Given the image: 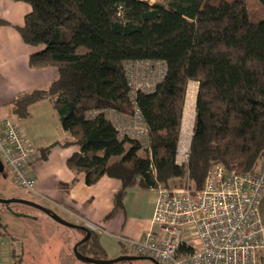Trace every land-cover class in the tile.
<instances>
[{"label": "trees", "instance_id": "trees-1", "mask_svg": "<svg viewBox=\"0 0 264 264\" xmlns=\"http://www.w3.org/2000/svg\"><path fill=\"white\" fill-rule=\"evenodd\" d=\"M14 1L31 7L16 28L23 42L42 47L29 67L58 71L45 88L14 99V113L24 118L31 103L48 98L70 137L63 145L79 149L69 167L84 173L86 184L102 176L121 182L105 219L124 208L125 192L135 186L156 190L188 177L201 189L218 165L253 173L264 159V0ZM141 61L165 70L151 91L128 86L129 64ZM190 81L197 83L190 157L178 167ZM134 108L145 143L121 136L111 118ZM98 234L78 251L108 259Z\"/></svg>", "mask_w": 264, "mask_h": 264}, {"label": "built area", "instance_id": "built-area-1", "mask_svg": "<svg viewBox=\"0 0 264 264\" xmlns=\"http://www.w3.org/2000/svg\"><path fill=\"white\" fill-rule=\"evenodd\" d=\"M137 71L144 76L142 81L137 80ZM164 71L161 63L131 62L126 72L128 86L151 91ZM184 112L185 108L174 154L178 167L189 161L193 134L194 119H185ZM114 123L121 136L145 143L146 129L139 109L134 108L131 116L117 115ZM33 159L18 124L0 119V162L13 183L27 194L37 191L36 180L28 170ZM205 178L201 189L191 187L188 177L180 187L159 186L147 230L138 239L115 236L125 251L157 264H260L258 254L264 250V223L259 211L264 196V159L253 173L238 174L218 165ZM77 220L75 224L89 232L102 233L100 225Z\"/></svg>", "mask_w": 264, "mask_h": 264}, {"label": "crops", "instance_id": "crops-1", "mask_svg": "<svg viewBox=\"0 0 264 264\" xmlns=\"http://www.w3.org/2000/svg\"><path fill=\"white\" fill-rule=\"evenodd\" d=\"M29 11L22 1L0 0V17L2 12L13 20L10 21L13 25H16L0 26V119L7 118L15 121L34 153V159L28 170L36 180L37 191L36 194H27L24 191V194L33 197L36 203L58 216L60 214L67 216L70 221H73L71 223H76L78 218H83L100 225L102 233L98 234L99 243L108 259H115L126 254L125 247L115 236L138 239L149 226L156 197L149 216L139 218L128 211V201H125L127 192L130 190L128 189L123 199L124 208L117 211L110 219H105L113 209L112 199L114 193L120 189L121 182L102 176L95 184H86L84 173L69 167L68 160L74 153H78L79 149L74 143L63 145L70 140V137L60 124L53 104L48 98L31 103L27 107L28 116L24 118H19L14 113V99L23 93L45 88L58 76V71L53 66L41 69L29 67L31 54L42 49L41 46L25 44L20 32L16 29L24 23V16ZM184 107V118L186 119V103ZM111 118L115 122L116 116L112 114ZM45 148H49L50 151L44 152ZM14 185L17 187L16 184ZM11 194L14 193L10 192ZM130 208L135 207L130 205ZM259 211L261 223H264V196L261 197ZM14 213L16 212H0V220L7 215L13 216L18 223L20 234L29 232L26 245L32 250V256L39 255L41 250L47 253L45 226L41 227L32 221L28 223L29 217L16 216ZM46 229H51V226L47 224ZM0 236H2L1 232ZM10 236L15 239L16 243L20 240L18 234ZM78 239L74 243L78 242ZM9 248H11L13 257L18 258L14 264H23L22 254L17 255L15 245L9 243ZM258 259L260 264H264V250L260 251ZM3 262L4 260L1 264Z\"/></svg>", "mask_w": 264, "mask_h": 264}, {"label": "rangeland", "instance_id": "rangeland-1", "mask_svg": "<svg viewBox=\"0 0 264 264\" xmlns=\"http://www.w3.org/2000/svg\"><path fill=\"white\" fill-rule=\"evenodd\" d=\"M144 1L156 2L158 0H144ZM22 3H24V5L28 8L29 11L31 7L29 8V5L25 2ZM0 19L4 21L3 24H1V26L13 25V23L10 22L13 20H10V18L2 12ZM156 67H154L153 69L156 70L157 69ZM153 69L152 71L154 72ZM136 74H137L136 76L137 80L142 81L144 79V76L142 75V73H140V71H137ZM153 77H155V73ZM190 88L192 89L196 88L197 91V83L190 81L187 90ZM181 185L182 183L180 182L179 183L173 182L171 186L180 187ZM171 186H169V188ZM24 191L25 190L21 187H15L11 176H9L6 170H4L3 173H0V199L22 198L26 200L29 199L32 201H36V199H34L33 197L29 195L26 196V194H24L25 193ZM10 192L11 193L13 192L14 194L10 195ZM127 194L128 195L125 201L126 202L128 201L127 202L129 206L128 211L131 212L133 216L136 217L138 216L139 218L149 216L150 212H152L154 205L153 200L157 196V192H155V190H153L152 188L142 189L138 186H135V188L130 189L127 192ZM130 205L134 206L135 208H130ZM5 211H13L16 213L17 211L22 212L25 214V216L29 217L30 221L28 223L32 221L37 223L38 225H41V227L45 226L44 234H46L47 236L46 237L47 241L45 244L47 246L49 253L48 252L45 253L44 250H41L39 255L32 256L31 254L32 250L28 247V245H26V238L29 239V232H22L20 234L19 226L16 219L13 216L7 215L8 217L5 216L4 219L0 220L1 223L0 232L2 233V236H0L1 237L0 248L2 250V260H4L3 264H14L18 260L17 257H13V253L10 251L11 248H9V243L10 245L11 244L15 245L17 249V255L22 254L23 264H95L93 262L90 263L81 259H77V257L74 254V246L77 243V242L74 243V241L78 239L79 236L80 238L78 239V241L81 238H83V236H81L82 233L79 230L77 231L76 229L70 227H66V226L64 227L59 223H57L56 221L51 220L49 215L43 212L42 210L40 211L30 206L28 207L27 205L21 203H17V202L10 203L8 207H6V205L0 204V212H5ZM60 216L64 217L62 214H60ZM60 216L59 218H61ZM61 219L63 221H68V222L72 221V220L70 221V219L67 216ZM47 224L51 226V229L49 230L46 229ZM28 230L31 231V229L29 228ZM11 234L19 235L20 240L18 241V243H16L15 239L12 238V236H10ZM124 252H126L127 255H132L127 251ZM115 264H157V263L147 258H143V259L139 258V260H128L127 262H116Z\"/></svg>", "mask_w": 264, "mask_h": 264}, {"label": "water", "instance_id": "water-1", "mask_svg": "<svg viewBox=\"0 0 264 264\" xmlns=\"http://www.w3.org/2000/svg\"><path fill=\"white\" fill-rule=\"evenodd\" d=\"M4 171V164H1L0 162V173H3ZM21 203L24 205H27L28 207H32L34 209L37 210H42L43 212H45L46 214L49 215V217L51 218V220L56 221L57 223H59L62 226H66V227H70L76 230H81L82 232L85 233V236L83 238H81L74 246V254L77 257V259H81L87 262H93L95 264H115L116 262H127L128 260H139V258L143 259L145 257L142 256H134V255H121L116 257L115 259H103V260H97L94 258H90L88 256H84L82 255L79 251H78V246L81 245L82 243H85L87 240H89L90 236L92 235V231H88L85 227L81 226V225H76L75 223H71L68 221H63L61 218H59V216L57 214H55L54 212H52L51 210L46 209L44 206H42L41 204L36 203L35 201L32 200H26V199H22V198H4V199H0V204L6 205V207H8V205L10 203ZM16 216H25L22 213H14ZM1 248H0V264L2 263V256H1ZM149 259V258H147ZM152 260V259H149ZM154 261V260H153ZM155 262V261H154ZM156 263V262H155Z\"/></svg>", "mask_w": 264, "mask_h": 264}, {"label": "bare ground", "instance_id": "bare-ground-1", "mask_svg": "<svg viewBox=\"0 0 264 264\" xmlns=\"http://www.w3.org/2000/svg\"><path fill=\"white\" fill-rule=\"evenodd\" d=\"M187 100H186V119H193L194 115V103H195V98H196V88L188 89L187 91Z\"/></svg>", "mask_w": 264, "mask_h": 264}, {"label": "clouds", "instance_id": "clouds-1", "mask_svg": "<svg viewBox=\"0 0 264 264\" xmlns=\"http://www.w3.org/2000/svg\"><path fill=\"white\" fill-rule=\"evenodd\" d=\"M4 170H5V168H4ZM125 255H127V253Z\"/></svg>", "mask_w": 264, "mask_h": 264}]
</instances>
